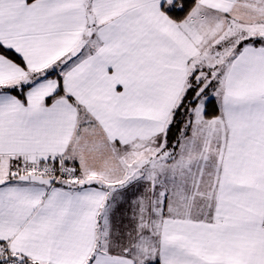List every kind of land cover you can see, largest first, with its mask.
<instances>
[{
  "label": "snow or ice",
  "instance_id": "1",
  "mask_svg": "<svg viewBox=\"0 0 264 264\" xmlns=\"http://www.w3.org/2000/svg\"><path fill=\"white\" fill-rule=\"evenodd\" d=\"M0 264H264V0H0Z\"/></svg>",
  "mask_w": 264,
  "mask_h": 264
}]
</instances>
